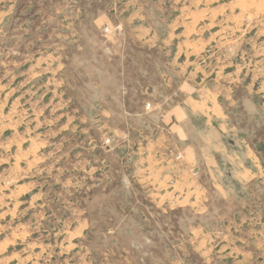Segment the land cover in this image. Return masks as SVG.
Wrapping results in <instances>:
<instances>
[{"label": "rangeland", "instance_id": "obj_1", "mask_svg": "<svg viewBox=\"0 0 264 264\" xmlns=\"http://www.w3.org/2000/svg\"><path fill=\"white\" fill-rule=\"evenodd\" d=\"M0 264H264V0H0Z\"/></svg>", "mask_w": 264, "mask_h": 264}, {"label": "crops", "instance_id": "obj_2", "mask_svg": "<svg viewBox=\"0 0 264 264\" xmlns=\"http://www.w3.org/2000/svg\"><path fill=\"white\" fill-rule=\"evenodd\" d=\"M208 125L209 122H206ZM219 124L218 128H213L217 134L213 133L211 127H204L201 133L200 141L197 144H193L187 141V137H184V133L178 131L179 123L173 122L170 126L171 132H177L178 141L182 144L181 152L183 159L186 160L187 164L191 167L199 163L215 165L220 170V162L227 163L229 165V145H225L224 141L220 139L219 135L223 136V130ZM210 133L213 134L211 137ZM221 163V164H223ZM220 173V172H219Z\"/></svg>", "mask_w": 264, "mask_h": 264}]
</instances>
